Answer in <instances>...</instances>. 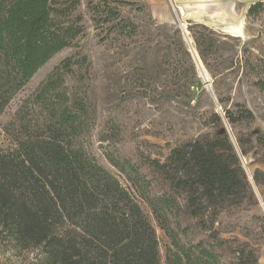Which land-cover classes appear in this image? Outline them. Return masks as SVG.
<instances>
[{
  "label": "trees",
  "instance_id": "16d2710c",
  "mask_svg": "<svg viewBox=\"0 0 264 264\" xmlns=\"http://www.w3.org/2000/svg\"><path fill=\"white\" fill-rule=\"evenodd\" d=\"M81 5V0H0V116L41 67L83 34ZM89 10L95 21L120 16L109 0L90 3ZM259 16L264 17V0L248 10L249 18ZM189 31L216 78L211 61L223 62L219 49L213 50L215 32L204 24ZM184 53L193 63L190 51ZM86 60L68 58L56 66L31 97L39 117L29 120L21 113L23 137L0 146V256L12 252L20 264H162L156 230L139 201L81 143L86 105L59 91L63 76ZM237 62L264 96V57L244 48ZM216 96L221 113L210 104L200 118L216 132L168 144L166 154L161 146L137 142L136 128L118 112L103 140L107 160L170 239L167 264H260L264 216H254L257 224L245 227L232 218L259 206L240 154L254 152L264 163V149L258 153L243 132L236 146L225 128L249 125L255 114L230 96ZM253 180L264 201V172L256 169ZM237 231L239 236H223Z\"/></svg>",
  "mask_w": 264,
  "mask_h": 264
},
{
  "label": "rangeland",
  "instance_id": "374dc122",
  "mask_svg": "<svg viewBox=\"0 0 264 264\" xmlns=\"http://www.w3.org/2000/svg\"><path fill=\"white\" fill-rule=\"evenodd\" d=\"M109 1L111 8L120 13L116 21L108 22L100 16L95 21L89 4H97L98 0H81L78 12L83 16V34L72 47L59 52L41 67L5 109L0 116V146L7 148L23 137L18 125L21 113L29 120L39 117L40 109L31 103V97L53 69L68 58H73L74 62L87 58L83 65L72 67L73 73L63 76L65 83L59 91L68 92L73 100L86 105L88 115L81 143L88 154L115 175L139 201L156 230L162 264H167L170 239L148 206L106 158L104 148L107 144L103 140L111 133L110 117L113 113H122L129 127L136 128L137 142L148 141L161 146L164 154L168 152V144L174 146L203 133H215L214 129L202 125L201 114L210 110V104L217 112L221 113L222 109L207 90L194 58L191 56L192 63L184 53V50L189 51V45L183 29L188 31L195 47L189 27L204 24L215 32L213 50L219 49V62H223L218 65L211 61L216 78L203 64L215 96L217 93L230 96L232 102L244 104L255 114V121L249 125L232 127L225 123V128L236 146L237 134L243 132L254 141L257 152H262L264 96L252 86L250 79L243 76L237 61L242 58L244 48L264 57V17H248L250 6L259 0ZM116 24L119 26L117 30L120 28L123 33L118 35L113 28ZM202 90L207 91V96L201 95ZM199 100H202L200 106ZM126 143L128 147L135 144L130 140ZM148 151L151 153V149ZM240 156L259 206L243 211L232 221L241 227L255 226L257 223L252 219L264 216V201L262 188L256 186L252 178L256 169L264 172V163L254 152ZM223 236H239V231ZM11 254H2L0 264H20ZM260 264H264V242Z\"/></svg>",
  "mask_w": 264,
  "mask_h": 264
},
{
  "label": "water",
  "instance_id": "95a60500",
  "mask_svg": "<svg viewBox=\"0 0 264 264\" xmlns=\"http://www.w3.org/2000/svg\"><path fill=\"white\" fill-rule=\"evenodd\" d=\"M183 35H184V38H185L186 42H187V43L189 44V46H190L189 51H190V53L192 54V56H193V58H194V60H195V62H196V64H197V66H198V68H199V70H200L201 76H202V78H203L204 81H205V85H206L207 90H208V91L210 92V94L213 96V98H214L216 104H219L218 101H217V98H216V96H215V94H214V92H213V90H212V85H211V82H210V80H209L208 73H207V71L203 68V63H202V61H201V59H200V57H199V55H198V53H197V50H196L195 47L193 46V43H192L191 38H190V36H189V33H188V31H187L186 29H183ZM252 179H253V178H252ZM249 182L252 184L251 179H250Z\"/></svg>",
  "mask_w": 264,
  "mask_h": 264
},
{
  "label": "bare ground",
  "instance_id": "6f19581e",
  "mask_svg": "<svg viewBox=\"0 0 264 264\" xmlns=\"http://www.w3.org/2000/svg\"><path fill=\"white\" fill-rule=\"evenodd\" d=\"M183 13H184V11H183ZM189 45V44H188ZM189 49H190V46H189Z\"/></svg>",
  "mask_w": 264,
  "mask_h": 264
},
{
  "label": "built area",
  "instance_id": "2783aa9c",
  "mask_svg": "<svg viewBox=\"0 0 264 264\" xmlns=\"http://www.w3.org/2000/svg\"><path fill=\"white\" fill-rule=\"evenodd\" d=\"M182 13H183V11H182Z\"/></svg>",
  "mask_w": 264,
  "mask_h": 264
}]
</instances>
